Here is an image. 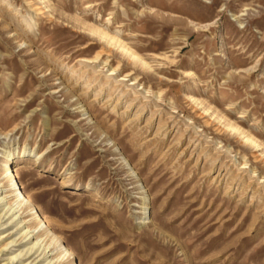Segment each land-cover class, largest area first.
I'll list each match as a JSON object with an SVG mask.
<instances>
[{"label": "rangeland", "instance_id": "1", "mask_svg": "<svg viewBox=\"0 0 264 264\" xmlns=\"http://www.w3.org/2000/svg\"><path fill=\"white\" fill-rule=\"evenodd\" d=\"M0 199V264H264V0H0Z\"/></svg>", "mask_w": 264, "mask_h": 264}, {"label": "bare ground", "instance_id": "2", "mask_svg": "<svg viewBox=\"0 0 264 264\" xmlns=\"http://www.w3.org/2000/svg\"><path fill=\"white\" fill-rule=\"evenodd\" d=\"M91 32H93L94 34H96V31H94V30H92ZM100 37L102 38V40H108L109 42H110V40H113L112 38H109V36L106 34V33H104V32H102V34H100ZM110 46H114L113 44H110ZM121 48V50H122V52L125 54V56H127L130 60H132L133 62H134V65L136 66L137 64H138V62H142V60H140L137 56H136V54H134L133 52H130L127 48H125L124 46H121L120 47ZM102 55L99 53L98 54V58H100ZM98 58L96 59V60H98ZM138 61V62H137ZM117 71V69H114L113 70V72H116ZM113 74V73H112ZM133 74H130V76H132ZM138 81V79H136L134 82H137ZM136 84V83H135ZM233 129H235V128H233ZM249 140V139H248ZM10 174V179L11 180H9L8 182H9V185H11L10 187H11V191L12 192H16L14 189V186L13 185H15V186H17L18 187V189H19V191H20V193L17 195H15L14 196V198L16 199V203H18V205L19 206H26V205H29V209H31V210H34V205H33V201L27 196V195H25L23 192H22V188H21V186H20V184H19V182H18V178H17V174L15 173V171H14V169H13V167L10 165H8L7 166V168H6V171H5V178L6 179H8V175ZM13 184V185H12ZM13 198V199H14ZM3 199H0V202L2 201ZM25 202V203H24ZM26 204V205H25ZM12 209H13V206H10V208L7 210V213H6V215H8V214H12V216L11 217H14V220H16V213H14V211H12ZM22 210V209H21ZM36 214H40V212H36ZM41 215V214H40ZM39 215V216H40ZM46 224V223H45ZM47 225V224H46ZM45 225V226H46ZM29 230V229H28ZM26 231L25 233H24V235L22 236V238L19 240L20 241V245L19 246H21V244H25V245H31V247H29V251L24 255V257L23 258H27L26 260H30V259H32L33 257H35L36 255H38L37 257H36V260L38 259V258H42V260L43 261H48L49 260V258H51V257H55L56 256V251H57V249L56 248H52V249H50L49 251H48V249L50 248V245L48 246V247H45V249H42V247H41V245H38V243H39V241L40 240H38L37 241V238H39L38 237V234L41 232V231H39L37 234H35V232L36 231H31V229H30V231ZM36 239V242H33L34 240ZM18 241V242H19ZM23 242V243H22ZM45 246H47V245H45ZM8 247V245L5 247V248H7ZM64 252H66L65 253V256L64 257H69V259H71V257H72V253H71V251H70V249H68V248H66L65 250H64ZM51 254V255H50ZM22 258V259H23ZM53 259V258H52ZM59 259H60V257L59 258H57V261H56V263H54V264H57L58 262H59ZM21 260V259H20ZM35 261V260H34ZM33 261V262H34ZM62 262V261H61ZM14 263V261L13 262H11V264H13ZM48 264H52V260H50L49 262H48ZM60 264V263H59Z\"/></svg>", "mask_w": 264, "mask_h": 264}]
</instances>
